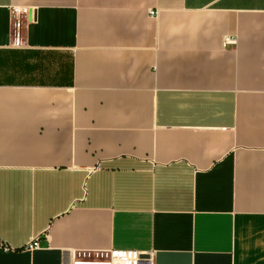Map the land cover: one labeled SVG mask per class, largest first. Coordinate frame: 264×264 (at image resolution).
<instances>
[{"label":"crops","instance_id":"1","mask_svg":"<svg viewBox=\"0 0 264 264\" xmlns=\"http://www.w3.org/2000/svg\"><path fill=\"white\" fill-rule=\"evenodd\" d=\"M110 248L264 264V0H0V264Z\"/></svg>","mask_w":264,"mask_h":264},{"label":"built area","instance_id":"2","mask_svg":"<svg viewBox=\"0 0 264 264\" xmlns=\"http://www.w3.org/2000/svg\"><path fill=\"white\" fill-rule=\"evenodd\" d=\"M27 10L22 7L11 9L13 46H22L21 20ZM151 17L157 16V11H149ZM233 42V39L224 37L223 45ZM39 242L32 239L27 244V249L37 248ZM71 264H153L152 251H140L130 248H110L108 250L77 251L71 252Z\"/></svg>","mask_w":264,"mask_h":264}]
</instances>
